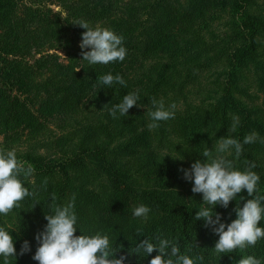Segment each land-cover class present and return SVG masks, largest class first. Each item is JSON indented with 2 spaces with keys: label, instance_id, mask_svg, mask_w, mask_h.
<instances>
[{
  "label": "trees",
  "instance_id": "1",
  "mask_svg": "<svg viewBox=\"0 0 264 264\" xmlns=\"http://www.w3.org/2000/svg\"><path fill=\"white\" fill-rule=\"evenodd\" d=\"M81 19L122 35L125 60H82L86 30L74 24ZM212 63L217 70L209 87L189 100L188 88L200 85ZM108 73L121 75L127 86L100 85ZM131 92L139 93L142 107L113 119L109 110ZM152 98L177 106L175 118L155 130L148 128ZM253 132L258 138L243 145L239 159L234 150L227 158L240 171L246 161L256 164L254 197H264V0H0V149L25 145L17 157L34 166L24 186L36 193L11 211L15 228L0 215L17 253L25 240L31 248L10 264H38L35 237L47 224L53 193L57 205L75 197L77 236L109 235L122 246L117 258L128 256L125 264H149L156 252L129 253L156 237L173 240L193 259L203 256L196 264H238L250 255L264 264V239L215 253L219 236L194 220L203 196L180 171L220 138L242 143ZM53 147L58 157L39 153ZM251 198L244 190L227 209L214 211L230 224ZM140 204L151 209L147 221L133 216ZM258 226L264 228V215Z\"/></svg>",
  "mask_w": 264,
  "mask_h": 264
},
{
  "label": "clouds",
  "instance_id": "2",
  "mask_svg": "<svg viewBox=\"0 0 264 264\" xmlns=\"http://www.w3.org/2000/svg\"><path fill=\"white\" fill-rule=\"evenodd\" d=\"M74 24L86 30L79 45L82 60L90 65H107L110 62L125 60L127 49L123 46L122 35H117L107 28H93L82 19L74 21ZM85 49L91 50L84 51ZM79 71L80 69H77L76 72ZM98 83L108 87L114 84L127 86L121 75L114 76L111 73L100 76ZM139 101L138 92L128 93L121 103L109 110V114L113 119L127 116L131 108L142 107ZM151 103L154 110L148 112L152 121L148 124L149 130L158 129L160 122L175 118V103L167 108L163 100L152 98ZM238 124L239 117H233L231 131L235 132ZM257 138L258 134L255 132L246 135L242 143L232 136L222 137L217 140L213 149L207 147L203 151V159L192 163L190 169L180 170L185 180L193 182L191 191L203 196V206L196 212L194 220H202L205 227L211 228L219 236L214 247L216 254L243 250L264 239V228L258 226L264 215V207L261 206L264 197H254L260 180V176L252 171L256 164L246 161L248 167L240 171L235 168L234 161L227 158L234 150L236 159H239L243 145L254 143ZM34 171L31 163L18 159L16 149H0V215L7 216L14 208L20 207V202L25 198H35L36 193L24 186V180L31 177ZM244 190L253 198L248 199L242 208L235 209L237 218L230 224L221 222L222 217L214 208L219 205L227 209L230 202L237 198V194ZM56 199L53 193L50 197L49 213L44 217L47 224L35 237L38 247L33 260L38 264H125L128 256L120 255L117 258L122 246L118 248L117 241H111L109 235H76L78 217L75 213L74 196L65 205H57ZM240 199L243 200L244 197ZM37 204L39 203L33 208ZM150 212V207L140 204L133 209V216L147 221ZM156 241L154 243L149 238L143 239L136 243L134 251L129 254L151 257L156 252L149 264H196L197 260L204 259L203 256L193 259L181 254L180 247L173 240L156 237ZM30 251V244L25 240L17 253L13 236L5 227H0V257L3 258V264H10V259H16L17 255L23 256ZM238 264H261V260L250 255L239 259Z\"/></svg>",
  "mask_w": 264,
  "mask_h": 264
},
{
  "label": "rangeland",
  "instance_id": "3",
  "mask_svg": "<svg viewBox=\"0 0 264 264\" xmlns=\"http://www.w3.org/2000/svg\"><path fill=\"white\" fill-rule=\"evenodd\" d=\"M57 7V6H56ZM59 8V7H58ZM55 9V8H54ZM53 9V10H54ZM61 55V58L64 57L63 54H60ZM208 67H210V70L207 71L206 73H204L202 75V77H199L201 78V83L200 85L198 86L196 84V82H194L188 89H189V93L188 94V99L189 100H194L195 98L199 97L202 92H203V89L209 87V85L207 84V79L211 78V76H209L210 74L214 73L216 70H217V67L215 65V63H212L211 65H209ZM1 141V139H0ZM25 145L22 144V145H16L15 148L18 149V150H22L24 149ZM39 153L41 155H44V156H47V157H58L59 154L57 153L56 149L53 147V148H47V149H41L39 151ZM263 163H264V158H263ZM2 218H3V222L7 225V226H10V227H13L15 228L16 226V221H15V217H14V214L13 213H9L7 216H4V215H1Z\"/></svg>",
  "mask_w": 264,
  "mask_h": 264
}]
</instances>
